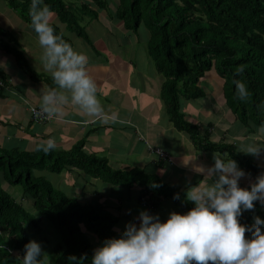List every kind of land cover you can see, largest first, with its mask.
<instances>
[{
    "label": "crops",
    "instance_id": "0c3cea01",
    "mask_svg": "<svg viewBox=\"0 0 264 264\" xmlns=\"http://www.w3.org/2000/svg\"><path fill=\"white\" fill-rule=\"evenodd\" d=\"M111 1L108 10L115 13L116 5ZM70 3L78 10L84 0ZM110 12H100L97 19L87 13L80 17V26L87 38L71 32L55 12L50 21L59 28L63 41L87 55L88 72L96 83L101 107L108 115L104 120L88 116L79 105L71 102L70 89L51 81L53 70L45 67L44 49L37 34L15 9L0 0V29L8 33L6 37H12V46L25 59L22 66L15 55L0 47V61L5 62L0 68V78L7 85L0 89V148L9 153H36L41 151L40 144L55 138V149L68 152L85 142L84 153L106 160L111 169L141 170L160 178L187 199L186 193L191 187L201 181H215L216 177L209 175L207 168L214 165L213 156L217 153L199 151L191 136L177 130L171 122L161 98L165 78L155 70L147 52L150 33L143 35L142 27L137 33L126 29L124 22L111 17ZM6 37L2 39L6 41ZM199 86L204 91L203 98L193 103L182 100V112L199 126L202 135H208L210 142L231 146L233 152L227 156L218 154L222 159L238 162L246 172L240 186L250 187L255 179L241 160H252L264 169V154L256 161L253 155L241 150V145L250 144L264 150V127L250 133L242 124L228 105L225 80L215 70L207 73ZM51 92L66 100L53 105L58 110L51 114L54 116L51 122L34 123L30 108L42 109L43 96ZM149 146L165 151L173 162H161L149 152ZM201 167L205 170L200 171ZM36 176L46 180L51 176L55 188L84 205L102 206L119 218L116 228L119 233L129 222L138 224L140 212L148 211L142 204L144 188L138 185L131 188L112 185L72 167L61 175L44 171L36 172ZM3 188L8 191L14 187L4 183ZM155 201V209L148 212L159 215L162 221L172 212L183 214L171 200ZM27 203L32 204L28 200ZM240 220L243 222L241 217Z\"/></svg>",
    "mask_w": 264,
    "mask_h": 264
},
{
    "label": "trees",
    "instance_id": "16d2710c",
    "mask_svg": "<svg viewBox=\"0 0 264 264\" xmlns=\"http://www.w3.org/2000/svg\"><path fill=\"white\" fill-rule=\"evenodd\" d=\"M4 1L31 25L32 0ZM110 1L84 0L79 10L97 19L102 11L109 14ZM111 3L116 5V12H110V16L124 22L126 29L135 33L141 27L148 29L147 52L155 70L165 78L161 98L170 120L177 130L191 136L199 151L233 152L230 145L210 142L208 135H202L199 126L182 112V100L193 103L203 98L199 84L213 70L225 80L228 105L249 132L264 127V0H112ZM45 5L58 14L71 32L87 38L80 17L72 11L75 7L65 0H41L38 8ZM52 26L62 40L59 28ZM6 36L9 35L0 29V47L15 55L24 66L22 53L9 46L13 43L11 36L7 37L8 42L2 39ZM236 80L246 84L249 92L246 100L237 97ZM84 145L85 142L79 143L68 152L53 149L9 153L0 148V264H21L25 244L31 240L38 242L39 237L49 232L57 241L54 251L58 264H69V255L81 257L85 253L90 264L93 249L105 238L120 234L116 231L118 217L100 205H84L69 197L50 181L35 176L34 171L61 175L72 167L112 185L126 188L139 185L145 191L143 198L148 197L151 204L154 198L172 200L183 214L195 206L156 176L137 169L126 172L111 169L106 160L85 154ZM241 162L254 179L264 171L252 160ZM4 183L23 187V195H17L19 200L3 188ZM153 184L159 187L153 188ZM177 195L179 198H174ZM27 200L32 202L31 209L23 205ZM262 209L257 203L254 211L244 213L241 223L250 224L257 215L264 219Z\"/></svg>",
    "mask_w": 264,
    "mask_h": 264
},
{
    "label": "clouds",
    "instance_id": "9594fccd",
    "mask_svg": "<svg viewBox=\"0 0 264 264\" xmlns=\"http://www.w3.org/2000/svg\"><path fill=\"white\" fill-rule=\"evenodd\" d=\"M38 3L39 0H32L29 16L44 49L45 67L53 70L52 78L56 84L71 90L73 104L79 105L90 117L107 120L108 115L97 97L96 83L87 69V55L58 37L50 22L52 10L47 5L38 8ZM4 66L5 62L0 61V68ZM0 81L3 83L0 89L5 88V81L1 78ZM234 83L237 97L246 100L249 96L246 84L240 80ZM65 100L64 96L57 97L55 92L46 93L42 110L51 115L58 110L53 105ZM55 147V138L39 145L44 152ZM148 149L161 162H173L165 151L162 150L169 159L159 157L157 150L161 149L152 146ZM241 150L255 157L264 154V150L250 144L241 145ZM213 159L214 165L207 168V172L216 177L215 181H201L186 193L187 199L195 205L190 211L184 214L172 212L166 221H162L159 215L148 212L155 209V200L160 198H154L151 204L149 198L144 197L142 204L148 211L140 212L139 223L129 222L118 236L105 238L93 249L90 264H264V219L254 216L250 224H242L240 220L245 212L256 209V202L264 207V171L250 187H241L240 180L246 172L238 162L222 159L218 153ZM204 170L201 167L200 171ZM42 254L41 244L31 240L24 246L21 264H41ZM67 259L69 264H89L86 253L81 257L69 255Z\"/></svg>",
    "mask_w": 264,
    "mask_h": 264
},
{
    "label": "rangeland",
    "instance_id": "374dc122",
    "mask_svg": "<svg viewBox=\"0 0 264 264\" xmlns=\"http://www.w3.org/2000/svg\"><path fill=\"white\" fill-rule=\"evenodd\" d=\"M69 2H67V4H69V5H71V3L70 2H74V0H68ZM76 4H77V2H76ZM73 7H75V10H72V11H74V13L78 16V17H84L85 16V14H82V11H80L79 9L77 10L76 9V5H74ZM81 15V16H80ZM142 33H143V35H147V34H149V31H148V29L146 28V27H142ZM140 31V30H139ZM6 35H8V33H6ZM6 42H8V39H7V37H6ZM9 46H11V47H13L12 46V44H10ZM162 151V150H161ZM260 157H255L254 156V160H256V161H258V159H259ZM34 173H35V176H36V172L34 171ZM47 179L50 181V182H53L54 183V181H53V179H52V177L51 176H47ZM8 192H10V194L12 195L13 194V196H14V198L15 199H18L19 200V198L17 197V195L18 196H20V195H23V187L22 186H17L16 188H11V189H9V191ZM23 204L28 208V209H31V207H32V204H29V203H27V201H23ZM253 222V221H252ZM251 222V223H252ZM43 238V239H42ZM39 237V243L41 244V246H42V249H43V254H42V256H41V258H42V260H43V262H44V264H58L57 262H56V255H57V253H56V251H54V249H55V245H56V239H55V236H54V234L53 233H51V232H49L48 234H45L43 237ZM47 238H48V240H47ZM46 239V240H45ZM48 241V242H47ZM15 254V253H14Z\"/></svg>",
    "mask_w": 264,
    "mask_h": 264
},
{
    "label": "built area",
    "instance_id": "2783aa9c",
    "mask_svg": "<svg viewBox=\"0 0 264 264\" xmlns=\"http://www.w3.org/2000/svg\"><path fill=\"white\" fill-rule=\"evenodd\" d=\"M2 85H3V83H2V81H0V86H2ZM30 112H31L32 120L35 123L44 124V123H48L54 119V117L52 115H49L48 113L44 112L41 108L31 107ZM157 154L162 159H169L168 155L161 150H157Z\"/></svg>",
    "mask_w": 264,
    "mask_h": 264
}]
</instances>
